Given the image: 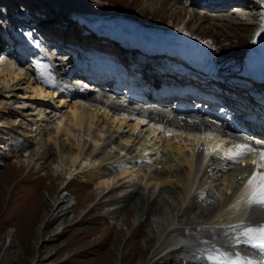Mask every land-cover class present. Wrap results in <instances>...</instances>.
Wrapping results in <instances>:
<instances>
[{
    "label": "bare ground",
    "instance_id": "1",
    "mask_svg": "<svg viewBox=\"0 0 264 264\" xmlns=\"http://www.w3.org/2000/svg\"><path fill=\"white\" fill-rule=\"evenodd\" d=\"M58 1L65 4L68 0ZM257 2L263 8V14L247 36L244 56L251 54L256 44L264 50V0ZM52 3L57 7L55 1ZM236 3L240 10L250 6L246 2ZM72 4L91 19H96L97 23L116 25L119 29L128 23L126 19L129 16H121L114 11L103 13L79 1H72ZM185 26L183 24L173 31L149 23L142 34L181 37L186 35ZM43 32H50V29ZM15 64L17 67L0 64L1 123L6 122L4 115H7L9 125L17 127L29 142L33 156H44L52 147L56 156L52 172L57 175L67 173L72 177L80 173L99 194L122 188L124 184L131 186L125 192L127 206L133 207L137 215L151 213L156 217L160 245L165 244L171 250L184 248L194 255L208 253L213 248H224L230 253L231 243L237 241L246 228L261 220L263 215L258 209L252 208L247 218L239 214V209L247 207L245 197L249 193L248 188L241 187V184L252 171L257 170L251 164L252 158L243 156L231 160V166L224 170L222 163L218 162L221 161L218 155L214 156L215 165L207 168L203 161L202 141L214 147L220 144L217 139L180 132L170 135L153 131L150 135V129L145 126L112 116L111 108L101 109L58 95L47 79L35 80L29 67L25 68L26 64L16 61ZM25 101L30 102L29 105L26 106ZM28 107L38 110L27 113ZM147 149H155V156H142L141 152ZM208 155L209 152L206 158ZM146 158L154 160L148 162ZM69 161L72 164L67 168ZM234 193L235 198L229 201ZM195 204L200 206L197 216L183 223L181 217L192 213ZM58 206L59 200L51 199L49 214L42 217L40 225L49 215L54 216ZM167 206H172L175 212H169ZM68 208L66 205L64 210ZM224 261L228 263L233 258Z\"/></svg>",
    "mask_w": 264,
    "mask_h": 264
},
{
    "label": "rangeland",
    "instance_id": "2",
    "mask_svg": "<svg viewBox=\"0 0 264 264\" xmlns=\"http://www.w3.org/2000/svg\"><path fill=\"white\" fill-rule=\"evenodd\" d=\"M72 1L99 7L104 13L111 6L119 8L125 14L119 13L121 16L149 20L160 28L170 21L174 29L186 24L187 33L207 42L224 63L240 59L258 13L256 3L251 0L246 2L248 8L240 10L250 15L248 23L231 17V1L68 0L64 7H74ZM49 22L43 21L40 30H49ZM0 64L8 66L14 62L8 59ZM29 103L25 101L26 106ZM26 109L27 113L38 110ZM4 117L3 124L16 133L12 131L14 136H10L0 126V264H188L185 259L191 253L187 250L158 257L169 248L159 244L156 217L151 213L137 215L133 207L127 206L125 192L131 186L124 184L125 187L99 194L80 173L72 180L67 173H53L54 149L51 147L44 156H33L30 148L29 154L21 155L19 149L28 143L17 127L9 125V117ZM71 164L69 161L67 168ZM51 199H58L59 206L54 216L49 215L40 225L42 217L49 214ZM168 208L169 212H175L172 206ZM197 213L195 204L192 213L181 217L182 222H190Z\"/></svg>",
    "mask_w": 264,
    "mask_h": 264
},
{
    "label": "snow or ice",
    "instance_id": "3",
    "mask_svg": "<svg viewBox=\"0 0 264 264\" xmlns=\"http://www.w3.org/2000/svg\"><path fill=\"white\" fill-rule=\"evenodd\" d=\"M255 143L257 145L261 144V141L256 140ZM238 151L236 152H227L225 153V158L230 160H237L243 152H251L253 151L252 148L247 147L245 144H236L234 145ZM251 164L257 168L256 171H254L251 175V177L248 179V184H253V181L256 180L257 176L260 177V181L258 184V188L254 189L252 192L253 199L250 200V203L259 204L261 206H264V148H262L259 151V161L253 160L251 161ZM236 227H239V225H236ZM254 231L253 228L249 227L246 228L243 232V235L248 238L247 242L251 243L252 240L255 239L254 236L251 235V233ZM256 231L260 233V239L256 242L254 246L264 249V225H261Z\"/></svg>",
    "mask_w": 264,
    "mask_h": 264
}]
</instances>
